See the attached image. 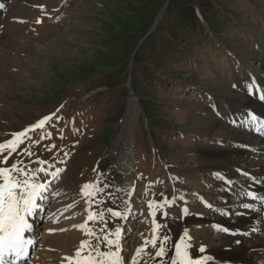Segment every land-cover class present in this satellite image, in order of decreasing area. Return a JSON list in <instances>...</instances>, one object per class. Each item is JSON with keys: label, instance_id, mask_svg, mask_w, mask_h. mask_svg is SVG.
Masks as SVG:
<instances>
[{"label": "rangeland", "instance_id": "obj_1", "mask_svg": "<svg viewBox=\"0 0 264 264\" xmlns=\"http://www.w3.org/2000/svg\"><path fill=\"white\" fill-rule=\"evenodd\" d=\"M196 1L0 0V143L45 116L64 115L65 108V119L71 117L70 123L56 125L55 117L52 127L27 134L18 153H0V167L17 164L30 173L60 169L49 203L83 217L109 184L116 137L133 99L139 183L132 223L142 227V242L154 238V225L144 217L150 211L153 177L164 171L176 179L169 217L178 220L189 203L184 196L188 187L203 183L207 188V181H216L208 151L217 147L230 153L237 142L243 144L239 134L233 141L222 135L213 119L215 126L250 133L237 119L254 115L250 102L264 100V0H213L217 19L224 23L220 30L201 23L188 49L182 43L168 46L166 32L178 8ZM141 46L149 60L158 62L151 72L154 88L133 60ZM109 77L112 85L107 86ZM131 86L135 96H130ZM145 91L150 96H142ZM94 95L103 97L90 101ZM260 151L264 156V147ZM86 183L96 186L95 195L81 192ZM98 221L95 228L100 229ZM192 245L197 248L200 241ZM149 248L154 250L152 243Z\"/></svg>", "mask_w": 264, "mask_h": 264}, {"label": "bare ground", "instance_id": "obj_2", "mask_svg": "<svg viewBox=\"0 0 264 264\" xmlns=\"http://www.w3.org/2000/svg\"><path fill=\"white\" fill-rule=\"evenodd\" d=\"M249 107L251 112L254 110V115L240 117L237 119L241 120L239 123L252 120L251 117L256 116L261 119V124H264V100L259 103L250 102ZM134 108L131 99L124 122L116 137L118 149L110 161L112 170H109L108 174L109 184L102 194L95 195L90 209L83 211V217L78 213L69 212L62 206L49 203L50 189L53 186L51 180L53 181L54 178L47 177V181L51 184L48 193L45 194L46 199L41 202L42 207L33 216L28 217L32 230L24 233L25 239H31L33 243L27 246L26 256L20 259L18 264H68L65 257L74 255L81 240L92 239L85 237L82 230L74 227L86 221L89 211L104 213L103 222L98 221L100 229L95 228L96 221L88 222L90 227L94 226L91 228L101 238L104 236L114 238L115 229L118 227L122 230L120 240L124 256L130 257L138 248L144 249L141 256L137 257V261L141 264H170L175 256V245L181 242L185 230L192 239L189 241L188 237H184V243L189 245L194 259L208 256L211 259L206 264H264V235H260L256 230L260 222L264 227V199H261L264 198V183H262L264 156L260 154L259 149L261 135L255 129L250 133H244L242 130L234 129L233 126L218 122L215 126L216 121L213 119V127L218 128L216 130L222 135L233 137L230 138L231 141L235 139L236 134L241 135L242 138L239 139L243 144L236 146L230 153L217 147L208 151L212 168L210 172L215 171L212 175L216 181H207V188L203 183L191 189L188 187L184 193L189 200L186 207L188 212L184 214L180 211L181 217L178 220L169 217L171 201L173 203L171 192L175 187L176 179L168 171L153 177L152 208L144 217L145 219L149 217L154 225L157 248L153 250L149 247L154 239L142 243L140 239L142 227H136L132 223L135 216V210L131 205L135 183L133 122L135 114L138 113V109L135 111ZM227 147L229 144L222 149ZM255 176L261 179L260 184L255 180ZM238 184L243 186L239 188ZM242 190L245 192L240 197ZM249 192L257 194V197L253 199L251 196H246L245 194ZM184 196L182 197L186 200ZM216 199L218 203H215ZM244 204H248L249 207L244 208ZM108 207L120 211L122 217H113L107 212ZM228 213H231L229 217ZM165 236L168 237L166 241L163 239ZM196 240L200 241V245L193 249L192 244ZM161 243L166 251L163 259L154 255ZM202 245L206 249L204 253L199 252ZM29 250L32 251V257L27 253ZM100 250L107 251L106 245L102 243ZM6 259L11 261L12 257L8 256ZM128 264H131L130 260Z\"/></svg>", "mask_w": 264, "mask_h": 264}, {"label": "snow or ice", "instance_id": "obj_3", "mask_svg": "<svg viewBox=\"0 0 264 264\" xmlns=\"http://www.w3.org/2000/svg\"><path fill=\"white\" fill-rule=\"evenodd\" d=\"M2 7L3 5H0V8ZM37 23H40V21L38 20ZM51 118V116H45L32 125L31 129L13 134L14 138L12 140L0 143V153H3L5 149L9 152L16 151L18 144L23 142V138L28 131L43 129L46 122ZM251 119L255 123L258 118L252 116ZM47 135L49 134L46 133L45 136ZM3 162L7 163L6 157ZM37 163L45 164L46 162L40 160ZM49 167L52 166L49 165ZM60 171V169L56 168L54 171L48 172L41 167L39 172L33 171L30 173L29 170L19 168L17 164H12L10 168L0 167V180H2L0 182V264H18V261L26 256L27 246L33 243L31 239H25L24 237L26 231L32 230V224L29 223L28 217L33 216L42 207L41 202L46 199L45 194L48 193L51 184L50 181H47V177L49 175L57 177ZM41 173L43 174L42 176L40 175ZM95 187L93 184L86 183L81 186V192L85 196L95 195ZM245 195L251 196L253 199L257 197V194L252 192ZM148 207L152 208L151 202H149ZM243 207L248 208L249 205L244 204ZM107 212L117 218L123 215L120 211L111 207L107 208ZM181 212L186 214L188 209H181ZM96 220L103 222L104 213L89 211L86 221L74 226L82 230L85 237H91L92 239L85 238L81 240L74 255L65 257L68 264H128L129 260L131 264H141V262L137 261V257L141 256L144 249L138 248L134 255L130 257L124 256L120 240L122 230L117 227L113 234L114 238L109 236L101 238L88 223ZM49 231L51 232L52 230ZM184 237H188L189 241L192 239L188 231L185 230L184 236L181 237V242L175 245V256L171 259L170 264H206L211 258L203 256L199 259H194L190 253L189 245L184 243ZM163 239L166 241L168 237L165 236ZM102 243L106 245L107 251L100 250ZM236 243H239V241H236ZM152 247L157 248L155 239L152 241ZM205 251V246L202 245L199 252L204 253ZM154 255L161 259L165 257L166 251L162 243ZM8 256L12 257L11 261L6 259Z\"/></svg>", "mask_w": 264, "mask_h": 264}, {"label": "trees", "instance_id": "obj_4", "mask_svg": "<svg viewBox=\"0 0 264 264\" xmlns=\"http://www.w3.org/2000/svg\"><path fill=\"white\" fill-rule=\"evenodd\" d=\"M212 2L213 0H197L196 5L194 3H191L186 5V7L185 5H182L181 9L178 8L179 13L176 16L174 24L166 32L168 38V46H175L179 43H182L185 44L184 46L188 49V47H190L188 45V42H191L190 40L192 39L195 40L194 36L197 31L196 26L200 25L201 23H206V25H209L212 28L213 32H216V30H220L224 23L217 19V11L215 10ZM145 32L147 33V30ZM133 60L135 63H138L142 66L140 72L144 74L146 81L149 83V86L154 88L155 84L151 80V72L153 73L155 71V68L158 65L157 60H149L143 46L135 51ZM108 65H111V68L114 66V63H108ZM117 78L118 76L115 77V79ZM110 81H112V77H109L107 79V82H105L107 86L108 84L112 85V83H108ZM142 93V96H150L146 91ZM101 97L103 96L97 95L92 99V101L98 102ZM146 114H148V117H151L152 113L149 112V110H146Z\"/></svg>", "mask_w": 264, "mask_h": 264}, {"label": "water", "instance_id": "obj_5", "mask_svg": "<svg viewBox=\"0 0 264 264\" xmlns=\"http://www.w3.org/2000/svg\"><path fill=\"white\" fill-rule=\"evenodd\" d=\"M160 14H161V13H160ZM160 14H159V15H160ZM159 15H158V17H159ZM158 19H159V18H158ZM156 20H157V19H156ZM151 31H152V30H151ZM151 31H149V33H150ZM149 33H148V34H149ZM130 89L132 90V87H130Z\"/></svg>", "mask_w": 264, "mask_h": 264}]
</instances>
